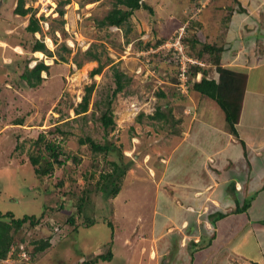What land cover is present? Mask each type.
I'll use <instances>...</instances> for the list:
<instances>
[{"label":"rangeland","instance_id":"obj_1","mask_svg":"<svg viewBox=\"0 0 264 264\" xmlns=\"http://www.w3.org/2000/svg\"><path fill=\"white\" fill-rule=\"evenodd\" d=\"M141 2L153 13L141 8L122 28H101L96 24L111 11L115 0H41L34 1L32 7L25 0L24 9L31 7L26 16L14 12L17 0H0V214L10 212L16 219L25 215L40 218L35 227L26 224L12 233L13 241L23 247L27 257L33 254L23 264H84L106 254L109 248L114 258L93 264H186L190 251L185 230L163 234L153 244L149 234L143 235L145 224L153 217L157 219L154 208L162 211L166 206L160 205L162 197L155 191L156 184L159 193L167 189L160 181L163 170L158 169L151 179L148 168L162 166L173 136L180 132L175 121L154 122L147 116L157 106L164 107V111L171 109L172 115L179 111L184 100L176 90L180 82L172 80L174 75L186 60H192L196 63H188V69L201 65L208 77L214 70L215 55L204 54L198 59L197 45L193 55L187 51L178 66L164 57L167 49L153 53L160 45L150 46L162 38L169 42L183 28L185 38L198 36L202 43L221 46L228 35L239 37V27L233 12L223 10L218 21L210 20L204 23L206 28H196L200 14L194 0ZM58 10L63 11L62 17ZM31 15L43 17L42 22L47 23L38 36L25 31ZM36 40L48 51L42 58L31 50ZM89 48L98 55L99 62L89 61L85 53ZM33 61L44 62L48 71L41 74V84L31 88L22 75L35 65ZM99 64L104 66L101 73L91 77L90 72ZM115 69L130 78V85L113 99L115 127L105 133L98 121L103 107L95 111V104L101 100L104 104L111 95ZM201 78L202 72L199 81ZM187 79V86L196 81V77ZM91 86L88 110L77 115L74 109ZM161 93L164 97L159 96ZM205 98L218 109L213 100ZM140 114L143 116L138 119ZM16 120H22L21 124H15ZM41 135L44 144H55L68 155L64 165H55L53 172L42 178L36 176L30 163L31 156L41 152L47 156L44 144L36 143ZM86 137L109 146V153H96L88 143L81 144ZM114 161L129 169L119 194L106 198L100 175L110 171V162ZM133 170L141 177L133 176ZM80 197L84 203L79 212ZM167 207L170 212L171 207ZM91 219L94 224L87 227ZM43 240L49 242V248L34 253L33 242ZM21 251L15 253L14 247L8 255L16 259ZM151 254L154 258L148 259Z\"/></svg>","mask_w":264,"mask_h":264},{"label":"crops","instance_id":"obj_2","mask_svg":"<svg viewBox=\"0 0 264 264\" xmlns=\"http://www.w3.org/2000/svg\"><path fill=\"white\" fill-rule=\"evenodd\" d=\"M194 1L200 14L196 28L218 21L223 10L237 21L239 37L213 44L222 48V67L247 75L241 112L232 133L223 112L205 96L190 88L179 96L185 101L173 114L179 135L173 136L164 165L147 172L154 177L163 170L160 181L167 189L159 193L156 184L155 191L166 206L154 208L157 219L145 224L142 234L153 244L163 234L185 230L186 264H264V0ZM215 76L211 71L209 77Z\"/></svg>","mask_w":264,"mask_h":264},{"label":"trees","instance_id":"obj_3","mask_svg":"<svg viewBox=\"0 0 264 264\" xmlns=\"http://www.w3.org/2000/svg\"><path fill=\"white\" fill-rule=\"evenodd\" d=\"M91 2H98L99 0H90ZM142 0H115L114 6L111 9V11L108 12V14L103 17L101 20L97 22L98 27H118L122 28L123 26L129 24V19L132 16L133 12L139 9H145L150 14L153 13L152 9L147 6L146 4H143L141 2ZM24 3L25 0H17L16 8L14 9V12L16 15L19 16H26L29 13H31V9H24ZM66 2H61V4H65ZM58 14L62 17L63 11L58 10ZM39 20H44L43 17L40 19L35 18L33 15L30 16L28 20V24L25 28V31L30 34H35L36 32H41V27L39 25ZM63 32V30H61ZM64 33V32H63ZM166 38L159 39L155 42L154 45H151L152 47H157V45H161L165 42ZM181 42L185 46V51L187 53L192 52L197 48V45L200 46L198 52L196 53V57L198 59H201L204 54L209 55L213 57V65H214V73L215 77H207V72L205 69L200 67L199 65L193 66L191 65L189 68V72L187 73L188 76L195 77L196 73L198 71L202 72V78L200 81H195L192 83V86L189 88L192 91H195L199 93L200 95H203L211 100H213L219 109L223 112L225 122L227 124V127L232 133H235V126L238 123L241 107H242V101H243V95L245 92V86L247 81V75L243 72H236L232 71L229 68L222 67L220 64L221 61V53L222 48L217 47L214 44L210 43H202L200 42V39L198 36H190L185 38V36L181 39ZM146 47L149 46V44L145 45ZM32 52H42V53H48L45 45L42 42H39L36 40L31 48ZM65 50H68L65 48ZM86 56L89 59V61H97L99 62L98 55L93 54L92 48H89L86 52ZM158 55L154 54V57ZM193 55V54H192ZM49 56H51V53H49ZM164 57L168 59L169 61H174L172 58V53L170 51H167L164 54ZM80 67V64L78 65ZM103 65L99 64L98 68L92 70L90 72V76L93 77L97 74H100ZM48 66L45 65L43 62H38L36 66L33 69H26L24 74L22 75V79L26 81L28 87H36L43 81V78L41 77L42 72H47ZM173 81L177 82V72L176 75H174ZM113 82H114V89L111 91V95H108L107 101L105 103H100L101 101L96 102L95 111L97 109H101L103 107V110L101 111L100 117L98 118V121L100 123L101 128L105 133H108L109 131L113 130L115 127L114 122V114L112 109V102L113 99L116 97L117 94L122 92L126 86L130 85V78L125 76L122 72H120L118 69H115L113 72ZM94 86V85H92ZM87 87L85 89V95L83 96L81 102L78 104L76 109H74L75 113L77 115L84 114L88 110V106L90 103V97L92 94L93 87ZM159 96L164 97V95L161 93ZM102 104L103 106H100ZM164 107L157 106L153 112L152 115H148L147 118L154 122H162V123H170L174 122L172 115V110L167 109V111H164ZM143 115L140 114L139 118ZM22 120H16L15 124H21ZM176 123V122H175ZM57 131L59 129L57 128ZM44 136L41 135L37 138L36 143L38 144H44L43 143ZM81 144L88 143L92 150L96 153H105L108 154L110 149L109 146L100 145L95 143L90 137H86L85 139L80 140ZM44 152H46L47 156H44L42 152L36 156V157H30V163L34 169V173L36 176L42 178L46 175H49L53 172V168L55 165L62 166L64 165L66 159L68 158V155L65 154V152L62 151V149L59 146H56L55 144L49 143L44 144ZM63 157V158H62ZM62 158V159H61ZM129 167L121 166L119 162L114 161L110 162V171L107 173H104L100 175V180L102 183L101 191H103V194L106 196V198L110 197H116L120 192V184L123 180L124 175L126 174ZM84 203V198H79V212L82 209V204ZM249 206V203H245L243 206V209L241 211H245ZM43 212V211H42ZM41 212V213H42ZM43 215V214H42ZM42 217V216H41ZM6 219L8 221H6ZM40 221V218L37 216H27L20 219H16L14 215L10 212L5 214H0V258L3 259L6 257L7 253L11 251L12 247H15V253L19 252L20 246L18 243L13 241L12 233L21 229L24 225L28 224L30 227H35ZM94 224V220L91 219L90 224L88 226H92ZM111 226V225H109ZM34 245V253H39L47 248H49L50 244L48 241H35L33 242ZM108 251L106 254H101L96 256L93 260L84 262V264H93L98 261H111L112 259V252L111 249H107ZM30 259H32L33 254H30ZM83 264V263H82Z\"/></svg>","mask_w":264,"mask_h":264},{"label":"built area","instance_id":"obj_4","mask_svg":"<svg viewBox=\"0 0 264 264\" xmlns=\"http://www.w3.org/2000/svg\"><path fill=\"white\" fill-rule=\"evenodd\" d=\"M40 2L41 0H28V3L27 5L28 6H33V2ZM43 1V0H42ZM48 2V0H46ZM31 7H27V8H31ZM199 9V8H198ZM41 25H43V27H46L47 28V23L45 22H40ZM45 24V26H44ZM58 35V34H57ZM183 35H184V28L183 29H180L178 31H176L175 34H173L172 38H170L169 42H164L163 44H161L158 48H156V50H152V52L156 53L158 52L159 50L161 49H167L168 51H170L172 53V56H173V60L172 61L175 65H180V63L183 61V58L185 57L186 55V51H185V46L184 44L181 42V39L183 38ZM171 61H168V62H171ZM192 60L189 61V60H186L185 63L186 65L183 63L180 70H178V74H177V80H179V82L182 84H177L176 86V89L178 91V93L180 95H184V93L188 90L189 86L188 85V72H189V69H188V63L191 64ZM193 63H196V62H192ZM187 66V68H186ZM201 66V65H200ZM190 68V67H189ZM140 73V69L137 71V74ZM196 77V81H199V78L201 77V74H196L195 75ZM199 77V78H197ZM193 80L190 79V82H192ZM187 83V85H186ZM14 247H12L13 249ZM20 248H21V252L18 253L16 259H13L11 257V255H8L11 251H9L6 255L5 258L1 259L0 258V264H23V261L25 262H29L30 261V258L27 257L26 253L24 252V249L23 247L20 245ZM11 249V250H12Z\"/></svg>","mask_w":264,"mask_h":264},{"label":"bare ground","instance_id":"obj_5","mask_svg":"<svg viewBox=\"0 0 264 264\" xmlns=\"http://www.w3.org/2000/svg\"><path fill=\"white\" fill-rule=\"evenodd\" d=\"M48 3H51V0H48ZM53 5H54V4H53ZM53 12H54V11H53ZM47 42H48L49 46L52 47V42H51V40H50V39H47ZM0 44H2V42H1ZM3 44H4V43H3ZM4 45H5V44H4ZM16 50H17L18 52H20V53L22 52L20 47H16ZM35 55H37L38 58H42V57L44 56L43 53H41V52H36ZM48 63H49V62H48Z\"/></svg>","mask_w":264,"mask_h":264},{"label":"clouds","instance_id":"obj_6","mask_svg":"<svg viewBox=\"0 0 264 264\" xmlns=\"http://www.w3.org/2000/svg\"><path fill=\"white\" fill-rule=\"evenodd\" d=\"M27 3H28V0H26V4H27ZM38 19H39V18H38ZM44 20H45V19H44ZM44 20H39V25H40V27H41L42 30H43V25H41L40 22H42V21H44ZM34 35L38 36V35H39V32H36ZM15 53H16V54H19V53H17V52H15ZM34 53H35V52H34ZM19 55H20V54H19ZM33 62H35V65H33V66L31 65V66H30V67H31L30 69H33V68L36 66V64L38 63V62H36V61H33ZM33 62H32V63H33ZM40 62H41V61H40ZM43 63H44V62H43ZM42 73H44V72H42ZM42 73H41V74H42ZM197 73H198V74H201L200 71H198ZM197 73H196V74H197Z\"/></svg>","mask_w":264,"mask_h":264}]
</instances>
